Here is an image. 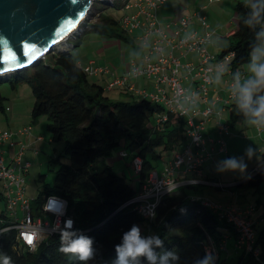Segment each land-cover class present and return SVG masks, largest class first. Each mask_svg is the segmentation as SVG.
<instances>
[{"label":"trees","instance_id":"obj_1","mask_svg":"<svg viewBox=\"0 0 264 264\" xmlns=\"http://www.w3.org/2000/svg\"><path fill=\"white\" fill-rule=\"evenodd\" d=\"M126 2L121 0L118 9L124 8ZM110 3L116 5V0L109 4L105 2V5L110 6ZM246 3H237L236 30L229 36L230 42L217 54L222 57L233 51L235 55L229 65L236 71L242 70L247 63L250 44L254 40V33L242 23L247 11ZM105 8L96 9L101 10L98 14L100 21L88 22V29L107 31L114 28L111 35L128 39L121 21L111 15L110 8ZM77 38L71 43H80ZM66 46L67 43L64 48ZM10 81L31 84L35 98L32 119L37 121L42 116L47 117L51 141L64 140L70 159L69 164L63 163L57 169L54 181L46 182L45 174L40 175L39 180L44 183L38 188L33 207L38 211L44 199L53 194L68 200V214L75 219V229L94 241L95 254L88 264H112L115 246L120 243L122 234L134 224L140 226L142 234L148 230V235H159L164 240L165 250H175L180 254L181 264H192L206 251H211L208 249L211 240L219 244L226 230L234 231L232 224L221 219L201 199L179 190L162 198L154 220L141 216L130 206H122L142 188L149 173L159 169L156 161L162 157V151L174 147L179 149L186 143V118L169 112L162 104L126 90L122 91L132 99H111L106 92L107 86L91 80L83 71L73 50L49 53L37 65L12 74ZM227 108L230 120H244L233 101ZM164 113L168 114V119L159 123L158 118ZM119 147L126 150L132 166L135 156L143 158V168L137 171L139 190L105 161ZM260 153L263 162L259 169L253 171L250 179L232 186V189L264 191V150ZM198 185L201 184L187 187ZM248 192H242V195L246 197ZM1 198L3 196L0 195ZM249 203L255 207L261 204L262 208L264 199L260 196L256 204ZM4 226L2 224L0 229ZM255 230L256 243L261 248L264 261V223L259 227L255 225ZM243 253L249 256V263H259L251 253ZM0 254L10 257L12 264H82L75 254L61 251L59 233L48 235L36 250H31L18 242L15 229L2 230Z\"/></svg>","mask_w":264,"mask_h":264},{"label":"built area","instance_id":"obj_2","mask_svg":"<svg viewBox=\"0 0 264 264\" xmlns=\"http://www.w3.org/2000/svg\"><path fill=\"white\" fill-rule=\"evenodd\" d=\"M166 0H127L125 7L133 9L132 14H125L121 19V27L131 33L141 30L139 39L147 46L144 63L136 60L126 74L114 75L108 66H100L94 62L83 65V71L93 76H113L107 89L122 88L131 93L148 98L155 103L162 104L169 112L178 117L186 118V143L169 160L162 169L152 170L145 180L142 188L127 200L122 206H130L141 216L154 220L157 216V207L168 194L177 191L182 186L192 184H216L204 178V165L213 160L217 154L227 152L225 134L230 133V125L223 121V109H217L218 102L228 106L233 100L229 88L232 85V75L236 70L229 65L234 58L233 51L219 57L210 52L208 44L217 33L206 15L196 12L193 16H184L174 23L163 26L158 18L157 11ZM215 0H210L213 2ZM197 18L204 30L191 29V20ZM189 53H196L198 62L183 61ZM156 55V59L153 56ZM224 63L229 65L227 77V90L225 96H211L212 83L209 81L215 75L216 65ZM242 76H246L243 70ZM184 72V73H183ZM144 77L153 81L152 89H139L134 79ZM191 80L190 85L184 83ZM217 118L218 138L207 135V124ZM168 114L159 116L158 122L163 123ZM261 132L263 128H258ZM28 135L35 140H43L41 134L33 131L32 124L17 130L0 128V181L2 192L6 201V210L0 215V231L15 229L17 240L36 250L38 245L50 234L60 233L63 222L73 217L68 214L69 202L60 195H49L36 211L33 199L27 197V175L33 163L26 157L27 145L21 139ZM33 152L40 150L33 147ZM127 156V152H122ZM219 163V162H218ZM216 163V165H218ZM133 165L136 171L143 168V158L135 156ZM191 176V177H188ZM201 199L205 206L217 212L218 216L233 225L237 234L236 246L246 254L251 253L261 264V248L257 245L255 230L256 220L253 218L255 206L247 204H215L209 199ZM152 213H155L153 218ZM264 216V203L262 205ZM31 237V240H29ZM227 248V236L223 235L219 244L211 245L208 249L213 252L215 261L219 259L220 252Z\"/></svg>","mask_w":264,"mask_h":264},{"label":"rangeland","instance_id":"obj_3","mask_svg":"<svg viewBox=\"0 0 264 264\" xmlns=\"http://www.w3.org/2000/svg\"><path fill=\"white\" fill-rule=\"evenodd\" d=\"M239 1L247 0H217L210 2V0H166V4L160 11L159 20L166 27L169 23H174L180 20L184 16H193L196 12H200L206 15L208 18V23L217 29V35L213 36L211 42L208 44L210 51H214L213 54H219L222 51L224 45L230 42V39L226 37L225 33L230 31V29L237 26L238 15L236 11V5ZM105 2L110 1H96L91 9L90 14L86 20L82 23L80 34H74L68 37V43L71 41H80L73 48L75 54L78 57L83 55L80 59L87 63L91 59L96 61L100 66H108L114 75L120 76L126 70L127 67L131 68V63L136 60L139 64L142 63L143 58L146 54V46L142 41L138 40L135 36L141 35L142 31L137 30L134 33H127L128 39L111 35L110 33L114 31V28H108L107 31L99 30H89L88 22H99L98 14L101 13V9L110 8L111 15L116 17L121 21L122 16L125 14H132L133 9H127L126 7L118 9V5L121 0H116V5L106 6ZM205 6H207L205 8ZM210 11L208 12V7ZM109 14V13H108ZM233 20V23H230ZM228 22L230 26L225 30L222 29V25ZM191 29L203 31V25L198 22L197 18L191 20ZM107 32V33H103ZM219 36V37H217ZM225 36V38H221ZM65 41L62 44V48L67 43ZM72 44V43H71ZM69 45L64 48H68ZM243 71L247 75V63L243 65ZM112 77V76H111ZM91 80H96L101 83L103 79L97 78L93 75H89ZM102 84V83H101ZM107 94L111 99L117 100H130L132 96L129 94L122 93L121 89L116 87L113 90H107ZM0 128L3 129H14L13 124L20 123L29 118L31 120V110L35 102L34 94L32 91V86L28 82H22L19 84L12 83L10 78L0 79ZM8 116H10L11 125L8 124ZM41 120L40 128L42 130V135L47 139L43 143H39L37 148L40 153L30 159L33 163L30 173L27 176V197L34 199L37 196L38 188L44 183L39 180L41 174H45V181L52 182L55 178V173L61 164H69L70 159L66 153V143L64 140L50 141V132L47 128L48 120L46 116L39 118ZM43 120V121H42ZM223 121L228 122L230 125V133L225 134L223 137L226 140L227 152L225 154H217L215 158L205 166V172L209 173L212 178H215L218 182L216 184L209 185H198L195 187H182L178 189L184 192L192 198H205L209 199L215 204L229 205L232 201H237L239 192H248L245 189L234 190L231 187L234 186L240 180L246 179L248 176L252 175L253 171L258 170L262 165V156L260 151L264 150V128L260 132L255 126L248 125L244 120L233 122L230 120L229 112H226L223 116ZM207 132L209 137L218 138L220 135L217 131L216 120H213L207 124ZM248 147L255 149V153L251 159L245 155V151ZM126 151L123 147H119L112 151L105 160H109L107 163L115 167V170L121 174H126L128 181L133 187H138L140 183V176L138 175L134 165L126 167L124 165V160L130 161L129 157L122 155V152ZM177 151V147L171 148L169 150L162 151V157L156 161V164L160 167L164 161L172 158ZM32 157V156H31ZM229 157L240 158L243 157L244 162L247 165L245 173L241 175L239 172L226 171L223 173L217 172L216 163L227 159ZM0 190H2V182L0 181ZM177 190V191H178ZM247 193V199L250 202L257 203V199L261 196L264 199V191L255 192L250 189ZM236 194V195H235ZM6 210V201L4 198L0 199V213ZM147 231H144V235ZM239 259L236 257L231 264H239Z\"/></svg>","mask_w":264,"mask_h":264},{"label":"clouds","instance_id":"obj_4","mask_svg":"<svg viewBox=\"0 0 264 264\" xmlns=\"http://www.w3.org/2000/svg\"><path fill=\"white\" fill-rule=\"evenodd\" d=\"M246 13L242 17L243 25L254 33L247 58V75L240 71L232 75L229 88L231 98L244 121L257 128H264V0H247ZM229 71V65H216L215 75L209 81L219 85L222 77ZM255 149L248 147L245 155L251 159ZM247 168L243 157H229L220 161L217 172L226 171L245 173ZM154 218L155 213H152ZM69 218L63 222L61 233V251L75 254L82 264H88L95 254L93 238L73 227ZM115 259L112 264H181V256L175 250H165L164 240L159 235L142 234L139 225H132L125 231L120 243L115 246ZM0 264H12L10 257L0 254ZM192 264H215L211 251L203 257L196 258Z\"/></svg>","mask_w":264,"mask_h":264},{"label":"water","instance_id":"obj_5","mask_svg":"<svg viewBox=\"0 0 264 264\" xmlns=\"http://www.w3.org/2000/svg\"><path fill=\"white\" fill-rule=\"evenodd\" d=\"M96 1L112 0H0V79L74 48L68 37L80 34ZM62 40L69 45L65 50L56 48Z\"/></svg>","mask_w":264,"mask_h":264},{"label":"crops","instance_id":"obj_6","mask_svg":"<svg viewBox=\"0 0 264 264\" xmlns=\"http://www.w3.org/2000/svg\"><path fill=\"white\" fill-rule=\"evenodd\" d=\"M215 1H217V0H215ZM214 2V1H213ZM212 3V2H211ZM166 4V2H164L161 6H160V8L158 9V11H157V14H158V16H160V11L163 9V6ZM207 6H205V8H206ZM212 6H209L208 7V12L210 11V8H211ZM159 18V17H158ZM230 23H233V20H231V22ZM230 26V24H228V22L226 21L223 25H222V29L223 30H225L226 28H228ZM236 27L237 26H235L234 28H232V29H230V31H228V32H226L225 33V35H226V37H228L229 38V36H231L233 33H234V31L236 30ZM135 31H137V30H135ZM134 31V32H135ZM226 31V30H225ZM134 32H131V33H134ZM127 33H129V32H127ZM130 33V34H131ZM218 33V32H217ZM215 35H217V34H215ZM214 35V36H215ZM139 36L140 35H136L135 37L138 39V40H140L139 39ZM217 37H219V36H217ZM221 38L223 39V38H225V36H221ZM141 41V40H140ZM77 46V45H76ZM146 46V45H145ZM208 49H209V47H208ZM71 50H73V48L71 49ZM146 54H147V46H146ZM210 50V49H209ZM211 53H213L214 51H210ZM145 54V55H146ZM76 55V57H77V59H78V61H79V64L81 65V66H83V65H87V64H89L90 62H94L95 64H97L96 63V61H94V60H90L89 62H87V63H85V62H83L81 59H80V57L81 58H83V55H80V57H78L77 56V54H75ZM215 55H217V54H215ZM156 55H154L153 56V59L155 60L156 59ZM198 58H199V56L196 54V53H189L188 55H187V57L186 58H184L183 59V61H188V60H191V61H194V62H198ZM144 59V58H143ZM144 63V60L142 61V63L141 64H143ZM98 65V64H97ZM243 68V67H242ZM129 69H130V67H127L126 68V70L122 73V75L123 74H126L128 71H129ZM243 72H245V71H243ZM184 73V72H183ZM246 73V72H245ZM121 76V75H120ZM95 77H97V78H102L103 79V81L101 82L104 86H107L108 85V83L113 79V76L111 77V76H95ZM227 77L228 76H223L222 77V82H221V84H219V85H215V84H213L212 85V90H211V96L212 97H215V96H217V95H220V96H225L226 95V90H227V87H228V85H227ZM134 81V83L136 84V86L139 88V89H143V88H146V89H152V84H153V81L152 80H150V79H147V78H144V77H140V78H137V79H134L133 80ZM184 83L186 84V85H190L191 84V80H185L184 81ZM114 89V88H113ZM113 89H111V90H113ZM121 89V91L123 90L122 88H120ZM108 90V89H107ZM122 93H124L123 91H122ZM216 108L217 109H223V116L225 115V113L226 112H229V109L227 108V106L225 107L224 106V104L222 103V102H218V104L216 105ZM7 120H8V124L9 125H11V122H10V116H8V118H7ZM213 120H216L217 121V118H213L211 121H213ZM43 121V120H42ZM211 121H209V122H211ZM208 122V123H209ZM39 123H41V120L40 119H38L37 121H34L33 119H32V115H31V120L29 119V118H26V120L25 121H23V122H20V123H15V124H13V128L14 129H12V130H17V129H19V128H21V127H24V126H26V125H29V124H32V126H33V131L36 133V134H43L42 133V130H41V128H40V124ZM47 128H48V124H47ZM206 132H207V130H206ZM207 135L209 136V133L207 132ZM43 137H44V139L43 140H35L34 138H32V137H30V136H28V135H23L22 137H21V139L24 141V143L27 145V152H26V157L28 158V159H32L33 157H35L36 155H38V154H35L34 152H33V147L34 146H38V144L39 143H43V142H45L46 141V137L44 136V135H42ZM49 140L51 141V138H49ZM182 147V146H181ZM181 147L179 148V149H177V151H176V153L181 149ZM175 153V154H176ZM32 156V157H31ZM217 156V155H216ZM125 157H127V156H124V158ZM174 157V156H173ZM172 157V158H173ZM172 158H170V159H168V161H164L163 162V164H162V166H158V168L159 169H162L168 162H169V160H171ZM106 162H108L109 160H105ZM212 160H209V161H207L206 163H205V165H204V168H203V171H204V178L205 179H208V180H210V181H217L215 178H212L211 177V175L209 174V173H206L205 172V166L206 165H208L210 162H211ZM214 161V160H213ZM215 162V161H214ZM124 165L126 166V167H129V166H132V164H131V159H130V161L129 160H127V159H125L124 160ZM133 167V166H132ZM32 168V167H31ZM31 171V170H30ZM30 173V172H29ZM29 173H28V175H29ZM27 175V176H28ZM125 176H126V174H124ZM188 177H191V176H188ZM241 181V180H240ZM239 182V181H238ZM201 185H203V184H201ZM184 187V186H183ZM185 187H187V186H185ZM139 188H140V183H139V185H138V187H136V189H138L139 190ZM0 195L1 196H3V198H4V195H3V192H2V190H0ZM236 195V194H235ZM5 199V198H4ZM262 200H263V198H262ZM250 201H248V199H247V197H245V196H243L242 195V192H239V194H238V199H237V201H232V203H234V204H240V205H243V204H247V203H249ZM262 202V201H261ZM261 205V204H260ZM256 206L255 207V212H254V214H253V218H254V220H256V226H258L259 227V225H261L262 223H264V216H263V213H262V208H261V206ZM4 211H2V213H3ZM2 213H0V215L2 214ZM148 234H150V232L147 230V235ZM224 235H226L227 236V248L225 249V250H223L222 252H221V258L219 259V260H217V261H215V264H231V262H233L234 261V259L236 258V257H238V259H239V264H251V262L249 263L248 261H249V256H247V255H245L244 253H243V250H241V249H239V248H237V246H236V241H237V235H236V233H235V230L234 231H232V230H226V233L224 234ZM214 244H215V242H214ZM217 244V243H216ZM256 264H261V263H256Z\"/></svg>","mask_w":264,"mask_h":264},{"label":"bare ground","instance_id":"obj_7","mask_svg":"<svg viewBox=\"0 0 264 264\" xmlns=\"http://www.w3.org/2000/svg\"><path fill=\"white\" fill-rule=\"evenodd\" d=\"M64 43H65V40H62L61 42L57 43V45H56L57 47L56 48L62 50L63 49L62 48V46H63L62 44H64Z\"/></svg>","mask_w":264,"mask_h":264},{"label":"snow or ice","instance_id":"obj_8","mask_svg":"<svg viewBox=\"0 0 264 264\" xmlns=\"http://www.w3.org/2000/svg\"><path fill=\"white\" fill-rule=\"evenodd\" d=\"M29 240H31V237H29Z\"/></svg>","mask_w":264,"mask_h":264}]
</instances>
